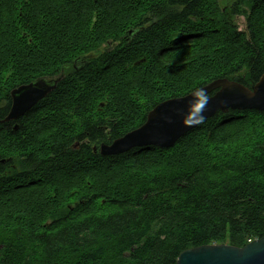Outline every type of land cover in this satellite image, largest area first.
<instances>
[{
	"label": "trees",
	"instance_id": "obj_1",
	"mask_svg": "<svg viewBox=\"0 0 264 264\" xmlns=\"http://www.w3.org/2000/svg\"><path fill=\"white\" fill-rule=\"evenodd\" d=\"M229 1L0 0V77L61 75L17 131L0 112V264H175L264 236V112L217 113L169 149L92 150L163 101L259 81L264 0Z\"/></svg>",
	"mask_w": 264,
	"mask_h": 264
},
{
	"label": "water",
	"instance_id": "obj_2",
	"mask_svg": "<svg viewBox=\"0 0 264 264\" xmlns=\"http://www.w3.org/2000/svg\"><path fill=\"white\" fill-rule=\"evenodd\" d=\"M56 83L50 85L38 79L12 91L11 109L1 122L23 117L56 88ZM229 111L264 112V73L251 88L225 78L217 79L183 97L163 101L147 114L143 125L111 144H102L98 153L107 157L137 148L169 149L204 121ZM13 130L17 131L18 126ZM175 264H264V236L243 247L210 244L190 248L180 253Z\"/></svg>",
	"mask_w": 264,
	"mask_h": 264
},
{
	"label": "flooded vegetation",
	"instance_id": "obj_3",
	"mask_svg": "<svg viewBox=\"0 0 264 264\" xmlns=\"http://www.w3.org/2000/svg\"><path fill=\"white\" fill-rule=\"evenodd\" d=\"M222 11H223V9H222ZM99 55H100V53H98V54H90V55H87V56H83V59H81V60H80V58H78L73 63L74 69L76 71H79L85 65V61H92L95 58L99 57ZM4 64H5V61L0 62V66L3 67ZM60 77H61V75H60ZM60 77L53 76V77L40 78V79L41 80H44V81H46L48 83H50V85L51 84H54V82L56 81L57 82L56 83V88H57V84H58V82L61 79ZM1 79H2V83H3L2 85H1ZM36 80H38V79H36ZM36 80H34L33 82H35ZM33 82H31V83H33ZM28 84H30V82L29 83H25L24 78H23V71L22 70L19 72L18 77H13V73L10 72V68H9V65H8L7 68H5V71L2 72V77H0V91H1V93H0V112L6 111L7 114H8L9 111H10V109H11V105H12L11 92L14 91V90H16V89H18L21 86H25V85H28ZM56 88L52 92H54L56 90ZM34 107H36V105ZM33 108L31 110H29V112L32 111ZM28 113H26L25 115H27ZM24 116L21 117V118H19V119L24 118ZM146 117H147V115H146ZM16 121H12L11 122L12 123V127H11L12 129L14 128L15 125L18 126V123ZM145 121H146V119H145ZM18 128H19V126H18ZM101 145L102 144H100L98 146H93L92 147V150L94 151V148H95L96 149V152H98V150H99V148H100ZM137 149H139V148H137Z\"/></svg>",
	"mask_w": 264,
	"mask_h": 264
},
{
	"label": "rangeland",
	"instance_id": "obj_4",
	"mask_svg": "<svg viewBox=\"0 0 264 264\" xmlns=\"http://www.w3.org/2000/svg\"><path fill=\"white\" fill-rule=\"evenodd\" d=\"M225 1V0H224ZM234 1L236 0H232L230 3H233ZM225 4V2H224ZM236 23H237V26L239 28V30H244L245 29V20L243 18V16H239L236 18ZM100 107L103 108L104 107V104H100Z\"/></svg>",
	"mask_w": 264,
	"mask_h": 264
}]
</instances>
